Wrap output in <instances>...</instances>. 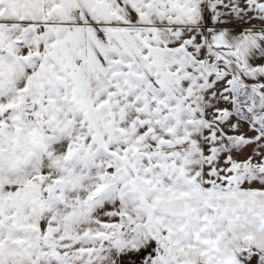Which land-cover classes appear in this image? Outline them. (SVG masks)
Here are the masks:
<instances>
[{"label": "snow or ice", "instance_id": "6c2138e0", "mask_svg": "<svg viewBox=\"0 0 264 264\" xmlns=\"http://www.w3.org/2000/svg\"><path fill=\"white\" fill-rule=\"evenodd\" d=\"M0 264H264V0H0Z\"/></svg>", "mask_w": 264, "mask_h": 264}]
</instances>
